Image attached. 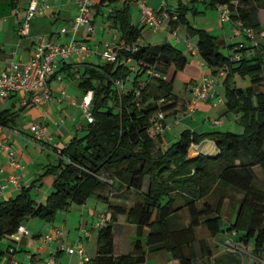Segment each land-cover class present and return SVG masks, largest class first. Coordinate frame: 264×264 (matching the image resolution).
Returning <instances> with one entry per match:
<instances>
[{
    "label": "trees",
    "instance_id": "16d2710c",
    "mask_svg": "<svg viewBox=\"0 0 264 264\" xmlns=\"http://www.w3.org/2000/svg\"><path fill=\"white\" fill-rule=\"evenodd\" d=\"M202 1L209 8L226 5L233 23L264 30V0ZM130 2L113 6L106 16L119 33L116 61L85 65L80 75L82 93L93 92V122L82 136L55 152L56 162L36 181L52 177V192L44 203L33 198L32 185L0 203V240L15 234L28 218L51 223L72 204L80 206L97 196L107 204V215L97 232L92 264H145L149 256L162 252L168 255L164 264H243L242 253L228 250L215 256L207 239L198 236L201 228L210 238L237 235L244 247L252 246L250 264H259L264 252V92L258 89L264 82V44L256 42L253 49L258 50L246 57L252 48L242 42L229 45L192 27L187 5L178 4L169 25H183L197 37L198 58L212 75L224 69L226 113L236 116L244 130L236 134L184 129L165 146L164 131L154 133L151 117L158 112L166 121L176 116L174 81L181 80L188 89L200 79L187 72V56L171 43H137L143 27L131 24ZM112 3L115 0H100L99 7ZM190 11L201 13L194 7ZM235 55L238 60H232ZM235 74L249 77L245 91L230 86ZM12 121L8 109L0 112V126ZM203 140L212 141L217 151L211 143L196 146ZM123 223L134 226L135 237L132 251L118 254L115 233H122Z\"/></svg>",
    "mask_w": 264,
    "mask_h": 264
},
{
    "label": "crops",
    "instance_id": "0c3cea01",
    "mask_svg": "<svg viewBox=\"0 0 264 264\" xmlns=\"http://www.w3.org/2000/svg\"><path fill=\"white\" fill-rule=\"evenodd\" d=\"M26 1L0 0V68L7 67L13 61L18 63L29 61L35 52V43L38 37L42 35L47 37V41L58 44L67 43L74 37L76 40L87 44L92 54L83 62L74 58L65 62L57 60L55 74L47 82L51 98L39 106H23V101L30 97L25 93L12 95L4 100L0 99V112L8 109L13 116V121L9 122L7 126H0V141L11 146L17 161L23 167L22 170H19L10 166L8 153L5 150L0 151V203L16 197L22 188L31 185L33 186L32 195L38 203H44L52 192V177L47 176L39 182L36 181L44 173L46 166L56 162V151L58 152L72 138L82 136L85 133L87 123L78 107L83 95L79 88L80 75L85 65H95L94 60L100 58V55L94 50L103 52L106 45L111 43L118 45L119 33L113 28L112 22L106 19V16L113 6L119 8L125 2V0H115V3L109 6L99 7L100 0H89L92 4L91 23L95 29L91 34L86 33L84 29H80L74 34L71 27L79 12L78 0H50V13L31 19L28 35L21 36L19 30ZM130 1V4L135 3L134 6H138L136 1L141 0ZM179 3H182L181 0ZM15 7L20 10L17 14L15 13ZM163 7H167L166 1L159 5L158 10L162 11ZM173 11L176 12V10ZM130 13L131 9L129 10V20L132 24ZM138 15V26L143 27L140 22V13ZM222 27L225 41L228 44L226 26L222 25ZM227 27L231 30L232 23H228ZM61 29H65L66 32L61 34ZM140 41L139 39L137 43L140 44ZM177 42H181V40L177 39ZM187 43L189 42L187 41ZM242 43L245 44V42ZM257 44H264V42L257 41ZM229 45L234 44L229 43ZM255 45L254 42H250L248 46L245 44L246 48H252L246 52V57L255 54L259 48L254 50ZM186 56L188 58L187 72L189 74L198 76L199 79L212 77V71L200 61L198 56H193L190 53L189 56ZM220 81L222 82V79ZM220 81L216 82L217 88L220 87ZM190 89L184 88L185 93L182 98L178 95V113L173 118L167 119L169 122H174L173 124H182V129L178 133L184 129L196 133L221 131L216 129L218 128L217 125L221 126V121L218 120V124L214 125L213 121L217 118L208 119V113H211V111L217 113L218 117L227 118L228 121L225 125L227 130L225 129V131L236 129L232 120H236L237 117L226 113L225 99L218 95L219 88L216 91V95L220 100L217 106L214 107L212 101L209 100L197 101L193 111H190L192 102ZM258 91L264 92V82ZM33 124L45 126L49 139L35 140L33 133L30 131ZM209 125L210 127L215 126L213 127L215 129L206 130ZM168 130L169 128L161 134L165 146L175 141L173 140L174 136L171 139L172 135L167 133ZM204 143H211L216 149L214 143L210 140H203L196 146H201ZM254 170L257 174L259 169L255 168ZM10 175L18 177L19 187L8 184L7 179ZM257 176L262 178V174H257ZM91 198H94V200ZM91 198L83 205L72 204L67 210L57 213L51 223L42 220L34 221L33 219L23 223L22 225L28 231L27 235L15 233L0 240V264H42L51 255L56 256V264H84L76 254L68 255L66 252L60 251L56 240H53L48 246L42 245L41 237L53 229H63L62 243L64 247L72 246L79 240L84 245L87 255L93 258L97 248V232L101 227L97 226V223L100 222L103 216L106 217L107 210L101 212L102 209L99 205L101 200L97 196ZM68 227L70 228L68 229ZM170 264L176 263L171 262Z\"/></svg>",
    "mask_w": 264,
    "mask_h": 264
},
{
    "label": "built area",
    "instance_id": "2783aa9c",
    "mask_svg": "<svg viewBox=\"0 0 264 264\" xmlns=\"http://www.w3.org/2000/svg\"><path fill=\"white\" fill-rule=\"evenodd\" d=\"M50 0H27L24 9V16L22 18L21 27L19 33L21 36H26L29 33V21L36 16H45L50 13L51 6ZM79 12L72 22V31L74 34L80 29H84L86 33L91 34L94 27L91 23V7L92 4L89 0H78ZM138 8L140 10V22L143 27H147L153 32L160 29L161 24L165 20H170L166 13L161 14L160 11L153 10L149 7L145 1L138 2ZM217 11L219 13L220 22L232 23L231 34L235 37H244L250 41L256 43L257 41L264 42V30L256 31L252 28L244 27L241 22L233 23L230 18L229 9L226 5L218 6ZM20 10L15 7V13H19ZM172 19H175L173 15ZM65 29H61L60 33L64 34ZM187 51L193 55L198 56L197 48L190 43H187ZM135 50V49H133ZM92 51L90 47L82 41L76 40L74 37L67 43H52L47 41L46 36H39L35 43V52L31 59L25 63L11 62L7 67L0 68V99L4 100L12 95L19 93H25L30 95L28 99L23 101V106L33 107L39 106L44 102L50 100L51 96L47 87L48 80L54 76L56 69V61H68L71 58L79 61H85ZM100 57L106 62L116 61V44L111 43L106 45L105 50L101 53ZM239 56H233L232 60H238ZM125 64H130V59L125 60ZM129 70H134L133 66L129 67ZM148 74H153L152 70L147 71ZM217 76L222 79L225 76L224 69H220L217 72ZM119 87L121 83L117 82ZM215 81L210 77H202L196 85L191 88L192 102L190 111H193L195 103L197 101H212V105L215 107L220 103L219 98L215 91ZM92 96L93 92L88 91L82 95L80 103L78 105L83 118L86 123L93 122L92 116ZM162 102V100L160 101ZM178 122V121H177ZM151 123L154 133H161L167 130L170 123H167L164 118V114L161 112L156 113L151 117ZM174 123V122H173ZM215 124H218L216 121ZM30 131L33 133L35 140L42 141L49 139L46 133V127L33 124L30 127ZM5 150L9 155V164L13 168L22 170L23 167L17 161L15 152L9 144L0 141V151ZM104 180L103 177H100ZM8 184L19 187V179L16 176L10 175L7 179ZM106 217L103 216L97 226H102L105 223ZM20 235H27L28 231L23 225H20L17 232ZM63 229H53L49 233L41 237L43 246H48L53 240H56L60 251L66 252L68 255L76 254L84 264H92L91 257H89L85 251L84 245L79 240L72 246L64 247L62 243ZM56 238V239H55ZM230 245V244H229ZM232 246V245H231ZM57 258L55 255L48 257L42 264H56ZM259 264H264V252L263 257L258 261Z\"/></svg>",
    "mask_w": 264,
    "mask_h": 264
},
{
    "label": "rangeland",
    "instance_id": "374dc122",
    "mask_svg": "<svg viewBox=\"0 0 264 264\" xmlns=\"http://www.w3.org/2000/svg\"><path fill=\"white\" fill-rule=\"evenodd\" d=\"M143 1V0H141ZM164 1H166V8L163 7L161 14L166 13V15L168 16V18L170 17V15H174L175 12L173 10H176L177 8V4L180 0H145L146 4L151 7L153 10H158L159 9V5L161 3H164ZM188 1V2H187ZM139 2V1H136ZM182 4L187 5L189 12L186 15V19L188 21V23L197 29H202L205 30L207 33L211 34L212 36L215 37H219V38H224L225 39V35L223 33V27L222 25L225 27L226 26V39H228L230 44H237L239 42H245V44L250 43V41L244 37H235L232 36L230 33V29L227 27L228 23L222 24L220 22V18H219V13L217 11V7L216 8H209L206 7L205 4L203 3L202 0H193V1H189V0H181ZM135 3L130 4V9H131V21L133 26H136L138 28H140L138 26V22H139V15L138 13H140L138 6H134ZM137 5V4H136ZM137 7V8H136ZM195 8L197 9L199 12L201 13H197V14H193L190 11V8ZM167 8H170L169 10ZM159 11V10H158ZM106 13V12H105ZM263 25H264V16L261 17ZM168 20H165L162 22L160 29L157 32H153L152 30H150L147 27H143L141 28V32H140V44L141 45H158L161 44L163 41H167L169 43H171L172 45H174L177 49H179L184 55H188L189 53L186 50V44L187 41L192 44V45H196L197 42V37L195 36H191L190 33L186 32L185 26L180 25L178 27L172 28L169 23H167ZM99 25V23H98ZM95 29V28H94ZM117 32V30H116ZM178 40H181V42H177ZM187 40V41H186ZM228 43V44H229ZM95 52H97L99 55H101L102 52H98L97 50H94ZM224 53H226V50H223ZM106 61L104 59L100 58H96L94 60V64L95 65H102L104 64ZM214 81H215V91H217V89L219 88V96H222L225 99V88L222 86V82L220 81V78L216 75H212L211 77ZM220 81V87L217 88V83L216 82ZM230 82V86H232V88L235 89H242V90H246V88L249 86V77L247 75H241V74H235L233 76V79ZM130 82L127 81L126 82V86H130ZM173 91L174 93H176L177 95L180 96V98L183 97L185 90H184V84L181 80H175L174 84H173ZM216 93V92H215ZM217 95V96H218ZM1 103V102H0ZM3 104V103H2ZM3 106H5V104H3ZM233 115V114H232ZM208 119H216L213 121V124L215 125V122L218 120L221 121V126L219 127V125H217L216 128L217 130H221V131H225V129L227 128L225 125L227 123V118L225 117H218L217 113H215L214 111H211V113H208ZM234 116V115H233ZM235 117V116H234ZM178 118V117H177ZM207 119V120H208ZM232 122L235 124V128L236 129H232L230 132L236 133V134H242L243 133V127L239 125V121L238 119H233ZM220 124V123H219ZM215 126H211L209 125V127H206V130H211L210 128H213ZM182 129V124L178 123V124H173V122L171 121L170 126H169V130L167 131V133H170V135H172L171 139L174 136L173 140H177L178 139V135H179V131ZM215 129V128H213ZM227 130V129H226ZM64 140V139H63ZM259 171V170H258ZM257 171V174H261V172ZM34 198V197H33ZM92 200H94V198H91ZM90 199V202L92 201ZM133 200V196H130V200L129 202H131ZM99 205L100 208L102 209L101 212L106 211L107 210V204L104 203L103 201H99ZM65 214V212H64ZM228 215H224V218L227 219ZM32 218H28L25 222L30 221ZM34 221H40L37 218H33ZM23 222V223H25ZM70 227H68L69 229ZM132 231V232H131ZM73 232V230H72ZM198 236L202 237V238H206L207 241L209 242V244L212 246V249L214 251L215 256L219 255L222 252L225 251H233V252H237V253H242L244 254V256H241V260L243 264H250V254H251V250H252V246L249 245L247 247H244L242 244H240L237 240V235L234 234H223L220 233L219 235H217V237L215 238H210L207 233L205 232L204 229H198L197 230ZM135 235H134V226H130L129 224L127 225L126 223H123V230L122 233H115V243L117 245V253L118 254H127L129 252L132 251V241L134 239ZM230 242L229 243L227 242ZM238 247V248H237ZM167 257L168 255L164 252L157 254V255H152L149 256L145 262V264H164L167 261ZM196 264H208L207 262H201V261H197Z\"/></svg>",
    "mask_w": 264,
    "mask_h": 264
}]
</instances>
